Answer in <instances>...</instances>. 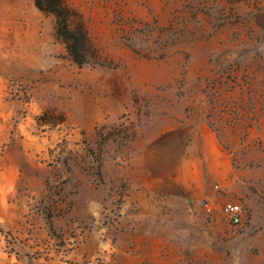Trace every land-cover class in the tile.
Returning <instances> with one entry per match:
<instances>
[{"label": "rangeland", "instance_id": "1", "mask_svg": "<svg viewBox=\"0 0 264 264\" xmlns=\"http://www.w3.org/2000/svg\"><path fill=\"white\" fill-rule=\"evenodd\" d=\"M66 2L103 65L52 44L47 16L52 64L8 89L37 108L47 147L25 155V218L0 227V264H264V0ZM200 125L233 173L191 199L163 181L186 175L175 165Z\"/></svg>", "mask_w": 264, "mask_h": 264}, {"label": "crops", "instance_id": "2", "mask_svg": "<svg viewBox=\"0 0 264 264\" xmlns=\"http://www.w3.org/2000/svg\"><path fill=\"white\" fill-rule=\"evenodd\" d=\"M47 20L34 0H0V227L4 229L24 222L26 210L19 187L25 175L29 176L24 170L25 155H35L47 147L43 136L32 135L31 121L38 114L37 108L8 93L14 81H38L52 64L46 59L43 29ZM50 42L54 43L52 30ZM18 115L23 116L20 122H16ZM175 164L172 161V167ZM180 166L186 175L173 181L167 178L163 185L171 192L185 191L191 199L199 198L211 184L225 182L233 173L230 155L208 125H200L198 140L190 142L185 154L180 153L175 167Z\"/></svg>", "mask_w": 264, "mask_h": 264}, {"label": "trees", "instance_id": "3", "mask_svg": "<svg viewBox=\"0 0 264 264\" xmlns=\"http://www.w3.org/2000/svg\"><path fill=\"white\" fill-rule=\"evenodd\" d=\"M34 4L44 15L54 16V37L65 44L68 56L78 66L103 65L82 16L66 0H34Z\"/></svg>", "mask_w": 264, "mask_h": 264}, {"label": "built area", "instance_id": "4", "mask_svg": "<svg viewBox=\"0 0 264 264\" xmlns=\"http://www.w3.org/2000/svg\"><path fill=\"white\" fill-rule=\"evenodd\" d=\"M224 213L227 219L233 224H239L243 220L242 206L236 203H228L224 206ZM208 211H211V207H208Z\"/></svg>", "mask_w": 264, "mask_h": 264}]
</instances>
